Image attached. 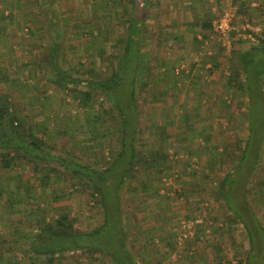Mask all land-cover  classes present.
<instances>
[{"label":"rangeland","instance_id":"rangeland-1","mask_svg":"<svg viewBox=\"0 0 264 264\" xmlns=\"http://www.w3.org/2000/svg\"><path fill=\"white\" fill-rule=\"evenodd\" d=\"M65 1L61 0V4ZM128 1L102 0L101 2L99 0L98 3V0H72L66 1L69 6L65 7L64 3L63 8L61 4H59V8L57 6L51 8L52 11L58 13L64 12L69 18L65 21L61 19V23H58L59 26L56 29L64 30L68 38H66L68 42L65 41L62 44L66 59L64 58L61 63L67 69L72 68V74L82 77L79 73H84L83 68L85 69L87 65L82 67L81 63L84 62L81 59L87 58L86 62L92 60L90 51L81 56L78 49L83 43L88 42V45L93 43L96 36L92 37L89 33L92 32L91 30L95 32L96 26L99 31L104 30L100 35L104 39L105 46L108 43L103 66L99 65V75L101 74L103 77L112 72L114 68L112 61L123 55L124 45L116 40L106 41V38L112 34V31L113 37L115 36L116 39L123 36L124 25L127 24L128 19H132V17L129 18L132 11ZM155 1L151 17L147 21V25L144 23L142 27L140 51L144 56L142 63L137 62L142 75L148 69L145 68L146 59L151 57L155 62L160 57L157 48L162 47L165 49L162 52H166L167 46L176 43L174 40L163 38L165 32L162 25H168V22L172 23L171 18L168 19V13H173L174 9H176L174 13L178 12V6L175 5L179 0H168L170 5L163 4L164 2L161 0ZM141 2L142 0H137L138 10L141 7ZM180 2L186 1L180 0ZM113 7L116 8L115 12ZM102 9L106 13L101 16L104 20L102 23L96 24V21L90 20L96 19L95 16L88 18L87 14L90 10L102 13ZM226 14L232 16V13ZM140 16L141 14L137 19H140ZM163 16H165L164 21H162ZM263 23L260 22V30L256 29L257 27L244 29L251 33L255 40L245 39L244 43L241 42V46L250 47L252 43L258 41L256 34L260 35L264 30ZM44 27L52 30L50 24ZM85 34L89 35L88 39ZM130 35L133 37V52H135L136 37L131 31ZM178 45L177 42L176 46ZM42 49L43 47L40 51L47 53ZM132 60L135 62V53H130L127 62L125 61L130 66L129 69L127 67L128 73L136 67L132 64ZM44 61H42L43 64ZM155 63L158 65V62ZM154 67L152 66L151 69ZM73 69L75 70L73 71ZM140 72L136 73L138 75L136 101H128L127 92L130 90L132 79L127 74L128 77L121 86L120 90L123 91L117 104L121 103L130 116L131 121H128V127L131 130L128 134L132 135L135 130L133 145L138 152H141L143 145V151L147 155L160 149L162 155H168V158L174 157H172L171 164L166 162L160 167L161 172H158L159 169L154 166L151 168L143 166L137 173H135V167H131L126 174H123L125 158L121 156V145L118 144L120 142L115 130L118 122H112L118 121L117 118L120 117H110L115 112L110 109L109 102L112 101L101 94H95V101L91 104H83L71 93L63 96V94H57L53 89H49L47 91L49 95L42 99L40 104L42 106L35 115L27 105L32 102L26 100L20 101V103L26 106L24 112H32V117H30L32 120L43 121L46 114L50 115V119L45 121L49 125L52 141L59 150L66 153V157L71 160L77 157L78 163L89 164L96 169H103L108 165L109 170L102 179L104 180L102 186L105 183L103 192L107 205L109 203L107 213L110 215V224L102 235L103 238H108L109 232L114 236L124 228L125 243L127 244L125 250H129L130 256L134 259L137 258L141 264H263L264 111L256 108L251 110L252 104L249 102V97L240 95V92L234 89V100L230 103L232 112H226L227 107L224 106H228V102H226L227 104H219V102L217 105L212 104V107H216L215 111L219 112V116L215 117L214 108L210 109L213 118L208 119V124L206 123L208 131L202 134L197 130L199 125L197 124L198 119H195L198 117L195 112L190 113L192 118L184 119L183 126H179L177 123L183 120V118L179 119L183 115L182 113H185L183 106L187 105L189 108L198 106L200 103L197 100L185 101L187 97L181 95L176 103H172V109H177L175 112L176 121L170 117V113H161L156 107L153 112H149V108L147 109L150 104L149 100L159 99L161 102L158 104L159 106L166 102L165 98L160 97L157 92L155 93V90L149 91L147 90L149 87H143L144 79L139 77ZM263 72L260 81L262 80L261 87L264 89ZM49 74L48 69L39 72L42 84L44 83L48 88L52 87L47 82ZM173 77L176 76L173 75ZM83 86H78V88L86 90ZM42 87L44 86L42 85L38 89L41 96L44 90ZM24 89L29 90L30 88L26 86ZM221 94L220 88L217 96H221ZM260 101L264 103V97H261ZM218 105L221 106L218 107ZM98 114L102 115V120L96 125L93 117ZM130 143L131 140L128 145ZM214 145L226 149L221 160L217 156V151L214 150ZM191 147L194 148L190 149L194 154L197 151L200 152V154L198 153L200 157L196 156L197 154L191 157L189 150ZM221 150L218 151L221 152ZM190 158L194 165L188 166L186 161ZM211 158H213V162ZM53 164L64 173L45 180L41 175H45L46 171L41 170L40 177L36 178L35 176L34 178L32 175L33 181L30 180L29 183L36 199L43 201L42 204L48 205L47 215L40 210L41 215L50 218L56 216L54 214L57 210H66L71 211L72 216L78 220L77 225L80 229L91 230L100 225L106 216L103 205L98 201L90 200L86 189L78 184L79 182L72 177V173L64 171L63 166L58 163ZM156 164L157 162H153L152 165ZM189 168L190 170H188ZM225 173L229 175L224 193L225 199H229L227 202L222 198L218 201L213 186L221 180ZM2 174L0 170V176ZM22 174L25 177L30 175L28 171H22ZM123 176H125V180L117 188L118 177ZM164 179L167 182L166 180L163 182ZM194 181H198L199 188L197 186V189L195 188ZM159 185L164 188L168 187L169 190L165 189L167 191L162 194L161 191H156ZM181 185L188 190L184 189L180 192L178 189L183 188ZM193 188L195 191L192 190ZM247 188L250 190L246 192ZM8 211V209L4 211L0 207V231H10L9 225L11 224L6 226L8 222H6L5 213H10L9 216L17 214ZM252 215L255 222H253ZM119 216L121 221H119ZM184 223L190 225L191 228L188 230L187 237L180 239L181 232L183 233V229H185ZM108 228L112 231H108ZM107 244L112 247L114 245L110 242ZM123 250L121 249L122 253ZM81 253V250L65 253L64 263L115 264L111 259L114 253L112 249L110 253L107 248L105 250L101 248L98 253L94 254L97 260H91Z\"/></svg>","mask_w":264,"mask_h":264},{"label":"trees","instance_id":"trees-1","mask_svg":"<svg viewBox=\"0 0 264 264\" xmlns=\"http://www.w3.org/2000/svg\"><path fill=\"white\" fill-rule=\"evenodd\" d=\"M130 1L132 2L131 7H133L130 24L125 25L121 38L116 39L115 36L113 37L116 42L123 43L124 50L123 55L120 58L116 57L113 60L114 62L111 57L114 67L112 72L103 77L101 74L99 75L96 67L97 57L92 55L94 66L88 69L85 79L72 74V68L67 69L61 63L60 57L64 59L65 53L60 55V57L58 53L60 49L65 52L62 45L65 43V39L53 40V44L48 45L49 47L51 46L50 48H45L46 46H44L42 49L46 50L47 53L41 51L38 56L39 70L44 72L48 69L52 76L47 81L52 87L48 88L47 85L42 87L44 89L42 97L44 99L45 96L49 95L47 91L51 88L55 93L63 94V96L71 93L73 97L80 99L83 104L94 102L95 94H101L111 100L112 102H109L110 109L113 112L115 110V112L110 117H120L117 118L118 121L114 120L112 122H118L115 130L120 142L118 144L121 145H119L121 156L125 158L123 174H126L131 167H135L134 170L137 173L140 171V167L143 166L147 168L154 166L159 169H157L158 172H161L160 167L169 162L168 155H162L160 149H156L152 154L147 155L143 151V145L141 152H138L133 145L135 142V130H133L132 135L129 136L128 134L129 130H131L128 127V121H131L130 116H128V112L121 103L117 104L121 98L120 94L122 95L123 90L120 89L128 77L127 74L132 79L129 93L127 92L128 101H136V90L138 89V75L136 73L139 72L137 62H140L141 33L148 14L147 7L144 6L140 19H137L136 0ZM130 31L134 32L136 37L135 52H133V37L130 35ZM256 36L258 41L254 42L251 47L241 53L234 52L233 58H238L240 67L235 64L231 67L230 75L228 76V89L229 91L236 89L240 92V95L248 96L249 102L252 104L250 106L251 110L256 108L264 111V103L260 101V98L264 97V89L261 87L262 80L260 81V76L262 71H264V30L260 35L256 34ZM130 53H135V62L132 60V64L136 65L137 68L135 67L132 72L128 73L130 66L125 61L127 62ZM42 61H44V64ZM79 74L82 76V72ZM33 76L38 79V75L33 74ZM81 85H84L83 87L86 90L79 89L78 86ZM15 92L12 85L6 91H0V170L3 173L0 176V207L4 211L8 209L12 213H17L12 216H9L10 213H5L7 216L6 222H8L6 226L11 225H9L10 231H0V264H72L64 263V260H66L65 253L81 250L82 255L91 260H97L94 254L98 253L101 248L103 250L107 248L110 253L111 249L113 250V255L115 256H111V254L110 256L115 264H141L139 260L137 261V258L134 259L130 256L129 250H125L127 244L125 243L126 234L123 231L124 228L119 230V233L114 236L109 232L108 238H103L102 234L106 232L105 228L109 227L110 224V215L107 213L109 203L107 205L103 192L105 183L102 186V181H104L102 179L109 170L108 165L103 169H96L89 164L78 163L76 161L77 157L73 160L66 157V153L59 150L52 141L49 125L45 121L50 119V115L46 114V118L43 121L30 119L32 115L29 116L27 112H24L21 109V103L15 100ZM30 98L33 101L31 104L27 102L29 109L38 111L41 108L40 106H42L40 105V96L37 99L33 96ZM29 112L32 114L31 111ZM93 120L97 125L102 120V115L94 116ZM130 140L131 146L128 145ZM214 147L217 151V156L221 160L226 149L222 148L221 152H219V146L214 145ZM160 161L163 162L161 163ZM153 162H157V164L152 165ZM53 163L62 165L64 171L72 173V177L79 182L78 184H81L86 189L90 200L98 201L103 205L106 216L100 225L91 230L80 229L77 225L78 220L72 216L71 211L66 210H57L54 214L56 216L50 218L41 215L42 212L40 210L47 215L48 205L46 206V204H42L43 201L36 199L29 183L33 179L32 175L34 178L35 176L36 178L40 177L41 170L46 171L45 175H41L45 180H48L49 177L62 175L64 172L59 170ZM22 171H28L30 175L25 177ZM228 177V173H225L221 180L213 184L218 201L221 198L226 202L229 200L225 199L224 194ZM124 180L125 176L118 177L116 187L118 188L122 185ZM249 190L247 188L246 192ZM227 204L229 205V203ZM253 220L255 222L254 217ZM119 221H121L120 216ZM108 229V231H112V229ZM109 242L114 244L113 247L107 244ZM123 246L126 253L123 250Z\"/></svg>","mask_w":264,"mask_h":264},{"label":"crops","instance_id":"crops-1","mask_svg":"<svg viewBox=\"0 0 264 264\" xmlns=\"http://www.w3.org/2000/svg\"><path fill=\"white\" fill-rule=\"evenodd\" d=\"M66 1L64 2L65 4L63 3L65 7L69 6V3ZM161 1L164 2L163 4L170 5L168 0ZM184 1L186 2H180L179 0L177 5H175L178 6V12L174 13V11H176V9H174L172 10L173 13H168V19L171 18L172 23L168 22V25H162L165 32L163 38L166 40L171 39V41L174 40L176 43L178 42L179 45L176 46L175 43L171 44L172 46H167L168 50L166 52H162L165 50L162 47L157 48L160 52V57L156 59L155 62H158V65L154 62L153 58H147V65H145V68L148 69L145 70L144 75L139 71V77H143L144 79L142 82L143 87H149L147 90H155V93L157 92L160 97L165 98L166 104L160 106L158 105L161 103L159 99L149 100L150 104L147 106L149 112H153V109L156 107L161 113H170V117H173L176 121L177 119L175 118H177V115H175V112H177V109H172L171 104L176 103L181 98V95L187 97L185 101L192 102V100H197V102L200 103L198 106H191L190 108L187 105L185 107L183 106L185 113H182L183 115L179 118H183V120L177 123L179 126H183L182 122L184 119L192 118L190 113L195 112L196 116H198L195 118L198 119L197 124L199 126L197 130L205 134V131H208V119L211 117L213 118L210 109L214 108V116H219V112L215 111L216 107H212V104L217 105V102H219V104H227L226 102H228V106L224 104V107H227L226 112H232L230 103L234 100L235 94L234 91H229L228 89V76L234 64L240 67L238 58H233V55L234 52L241 53L249 48L245 45L241 46L245 41L237 35L236 31L228 36L216 31L215 26L226 13H232L233 25L237 30L243 31L245 28L250 29L253 27H257L256 29H258L260 22H264V0ZM155 2V0H142L141 7L138 10L137 0L135 1L136 10H138V13H136L137 17L143 12L144 6L147 7L148 14L145 18L146 25L151 17L150 14L155 6ZM59 4H61V0H0V91H6L12 85V88L16 91L15 100L17 102L26 100L32 102L31 96L36 99L40 96L42 102L43 97L40 95L41 92L38 91V89H40L42 85H46L44 83L42 84L38 72V56L41 52L40 49L44 46H46L45 48H50L51 46L49 47L48 45L53 44V40L58 41V39H65V41L68 42L64 30L59 31L56 27L59 26L58 23H61V19L65 21L69 18L66 17L67 15H65L64 12L58 13L51 10V8L55 6L59 8ZM63 4H61L62 8ZM128 5H132L130 0L128 1ZM102 6H104V4H102ZM115 9L116 8L113 9L114 12ZM171 9L172 7L170 11ZM131 11L133 12V7H131ZM260 13L262 14L260 15ZM105 14V10L103 9L102 13H99L97 10H90L87 16L88 18L95 16L96 19L90 20L96 21L97 24L104 21L101 16ZM131 16L132 14L129 18ZM164 19L165 16H163L162 21H164ZM129 21L128 19L127 25ZM53 23L55 24L53 25ZM48 24L52 27L51 31L50 28L47 29L44 27ZM96 28L97 30L95 32L91 30L92 32L89 33L92 37L96 36L93 43L88 45V42H82L83 44L80 45V49H78L80 50L81 56L90 51V57L92 58L89 62H86L87 58L81 59V61L84 62L81 63V66L84 67L87 65L85 69L83 68L84 73L82 72V77H84V79L86 78L85 76L87 75L88 69L94 66V58L92 55H96L97 57L96 67L97 73L99 74V65L103 66L106 48H108L106 47L108 43H106L105 46L104 39H102L103 37L100 35L103 34L101 31L104 30L99 31L97 26ZM89 35L85 34L86 39H88ZM111 40L115 41L113 38V31L112 34L106 38V41ZM58 53L60 57V55H63L65 52L60 49ZM65 55L64 58L66 59ZM143 56L144 55L140 51L141 63L143 62ZM60 60H63V57H60ZM152 61L153 63H151ZM152 66L156 68L154 67L151 69ZM33 74L38 75V79L37 77L35 79ZM172 74L176 77H173ZM48 77L49 79L52 78L50 74ZM26 86L30 89H24ZM220 88L222 94L221 96H217ZM50 90L52 89L50 88ZM27 105L29 108V104ZM220 106L221 105H218V107ZM21 109L25 110L26 106L22 104ZM38 111H36V109L32 110L34 115L37 114ZM27 113L29 116L31 115L29 111ZM203 118L205 119L203 120ZM190 149L194 148L191 147L189 150ZM220 149L222 148L219 147L218 150ZM190 151L191 157L196 154V156L200 157L198 155L200 152L197 151V153L194 154L192 150ZM172 157L173 156H170L169 158L170 164L173 161ZM186 164L188 166L190 164L194 165L191 158L186 161ZM188 170H190V168ZM165 180L166 179H164L163 182H165ZM193 184L195 188L199 186L198 181H194ZM182 187V189H178L180 192L184 191V189L186 191L188 190L185 186ZM195 188L192 190L195 191ZM165 189H168V187L164 188L159 185L156 191H161L162 194H164V192L167 191Z\"/></svg>","mask_w":264,"mask_h":264},{"label":"built area","instance_id":"built-area-1","mask_svg":"<svg viewBox=\"0 0 264 264\" xmlns=\"http://www.w3.org/2000/svg\"><path fill=\"white\" fill-rule=\"evenodd\" d=\"M215 29L216 31L218 32H221L223 34H226L228 36L231 35V33H233L234 31H236L237 35L239 37H241L242 39H253L255 40V37L247 32V31H239L235 28V26L233 25V21H232V16L226 14L224 15L221 20H219V22L216 24L215 26ZM260 30V29H259ZM184 228L183 229V233L181 232V235H180V239H185L187 237V233H188V230H190L191 226L190 225H185L184 223ZM190 233V231H189Z\"/></svg>","mask_w":264,"mask_h":264}]
</instances>
